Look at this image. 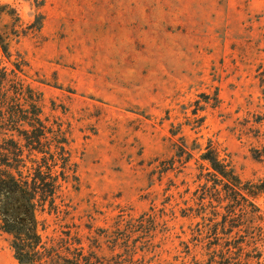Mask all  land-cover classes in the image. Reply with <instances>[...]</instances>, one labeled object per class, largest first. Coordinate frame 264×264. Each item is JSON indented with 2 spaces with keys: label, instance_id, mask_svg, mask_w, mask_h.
<instances>
[{
  "label": "rangeland",
  "instance_id": "obj_1",
  "mask_svg": "<svg viewBox=\"0 0 264 264\" xmlns=\"http://www.w3.org/2000/svg\"><path fill=\"white\" fill-rule=\"evenodd\" d=\"M5 2L23 25L42 17L10 48L27 62L43 116L70 129L77 179L61 193L85 248L97 239L109 264L129 249L141 264H193L200 152L216 147L242 181L264 176L253 157L264 131V0ZM182 142L192 153L183 163ZM255 202L264 231V197ZM143 213L153 230L125 237L119 216ZM46 216L50 231L56 217ZM2 219L27 223L20 201L5 202ZM9 241L0 232V264H21ZM259 244L264 254V236Z\"/></svg>",
  "mask_w": 264,
  "mask_h": 264
},
{
  "label": "trees",
  "instance_id": "obj_2",
  "mask_svg": "<svg viewBox=\"0 0 264 264\" xmlns=\"http://www.w3.org/2000/svg\"><path fill=\"white\" fill-rule=\"evenodd\" d=\"M2 16L9 22L0 29V207L11 199L20 201L27 223L2 219L0 232L10 236V248L21 264H109L98 255L97 239L85 248L79 224L62 198L63 185L77 179L70 129L43 116L42 93L27 80V62L10 48L13 38L39 29L42 17L23 25L7 2L0 3ZM257 135L263 141L253 148V157L264 165V131L258 129ZM178 149L176 160H190L192 153L185 143L178 144ZM174 159H170L171 164ZM198 159L194 194L203 215L193 242L200 258L194 254L193 264H264L259 244L264 231L257 221L259 207L255 202L257 195L264 197V176L242 181L230 159L211 144ZM51 213L56 218L49 231L51 223L46 215ZM154 220L153 215L145 217L143 213L138 218L119 216L117 224L125 223L122 233L127 237L126 231L132 228L149 234L152 225L143 223ZM132 250L124 256L117 254L116 263L141 264Z\"/></svg>",
  "mask_w": 264,
  "mask_h": 264
}]
</instances>
